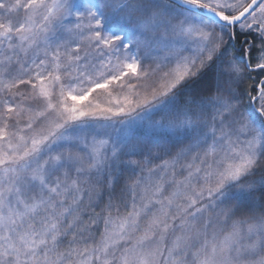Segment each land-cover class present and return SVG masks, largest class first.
<instances>
[{
  "label": "snow or ice",
  "instance_id": "obj_1",
  "mask_svg": "<svg viewBox=\"0 0 264 264\" xmlns=\"http://www.w3.org/2000/svg\"><path fill=\"white\" fill-rule=\"evenodd\" d=\"M0 264H264V0H0Z\"/></svg>",
  "mask_w": 264,
  "mask_h": 264
},
{
  "label": "trees",
  "instance_id": "obj_2",
  "mask_svg": "<svg viewBox=\"0 0 264 264\" xmlns=\"http://www.w3.org/2000/svg\"><path fill=\"white\" fill-rule=\"evenodd\" d=\"M240 40L241 41L243 40V37L242 36L240 37ZM119 194H120V190H119V188H117L114 199H117L118 200L119 199ZM107 200H108V196H107V193H105L104 194V202L106 203Z\"/></svg>",
  "mask_w": 264,
  "mask_h": 264
},
{
  "label": "rangeland",
  "instance_id": "obj_3",
  "mask_svg": "<svg viewBox=\"0 0 264 264\" xmlns=\"http://www.w3.org/2000/svg\"><path fill=\"white\" fill-rule=\"evenodd\" d=\"M102 102H106V101H103V98H102Z\"/></svg>",
  "mask_w": 264,
  "mask_h": 264
}]
</instances>
